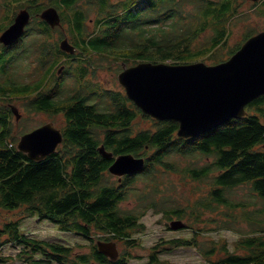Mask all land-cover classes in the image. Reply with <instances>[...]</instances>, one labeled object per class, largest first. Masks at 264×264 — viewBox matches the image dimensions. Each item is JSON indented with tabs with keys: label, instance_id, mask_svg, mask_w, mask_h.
<instances>
[{
	"label": "trees",
	"instance_id": "trees-1",
	"mask_svg": "<svg viewBox=\"0 0 264 264\" xmlns=\"http://www.w3.org/2000/svg\"><path fill=\"white\" fill-rule=\"evenodd\" d=\"M17 3L33 13L48 3L55 5L82 55L106 56L111 62L133 64L212 58L226 44L239 5L238 0H93L89 5L81 0H16ZM11 12L7 14L10 21L0 23V34L13 21L16 13ZM92 13L95 25L89 31L87 21ZM40 25L34 44L44 36L52 39L53 46L44 45L41 52L42 62H50V68L38 81L28 82L22 94L7 95V89L0 85V99L26 98L36 112H62L66 119L61 128L64 141L45 159H31L12 141L11 108L0 106V209L19 212V216L14 213L13 218L0 222V262L8 259L1 253L2 248L18 243L36 264H127L132 250L141 245L134 234L145 227L142 216L156 209L168 219L186 218L188 223L180 229L188 227L193 233L190 237L160 240L152 247L147 264H181L160 258L164 250L179 247L200 248L209 264H264V94L246 106L245 116L232 118L195 137L179 136V123L172 119H156L154 128L135 131L133 125L139 115L151 117L122 91L95 83L93 86L100 90L88 92L84 81L89 68L83 58L79 68L84 76L76 82H81L85 94L81 88L69 95L61 94L62 84L57 79L48 88L69 54L60 48L53 29L46 23ZM207 28L214 30L211 46L194 50L198 37ZM253 33L246 34L245 39ZM25 40L5 46L11 57L0 64V77L10 71L12 58L19 55L16 51ZM237 48H232L231 54ZM67 72L66 69L64 73ZM101 144L115 156L144 155L146 165L114 179L109 171L113 158L99 152ZM160 165L179 170L192 180H207L211 187L205 192L202 188L200 196L187 205L172 197L171 191L178 190L176 186L159 183L141 187L138 180L148 183L149 178L157 177L156 167ZM242 185H249L259 195L261 205L232 199L230 191ZM131 196L136 202L128 207L126 201ZM250 205L259 207L253 209ZM219 207L223 209L217 219L220 226L240 235L235 250L228 247L226 239L215 241L202 236L208 228L200 225L205 221L203 211ZM30 216L83 235L91 241V250L74 253L72 246L25 234L21 222ZM97 239L120 241L125 244L124 250L117 259H111L99 251ZM36 254L42 257L35 258Z\"/></svg>",
	"mask_w": 264,
	"mask_h": 264
},
{
	"label": "rangeland",
	"instance_id": "rangeland-1",
	"mask_svg": "<svg viewBox=\"0 0 264 264\" xmlns=\"http://www.w3.org/2000/svg\"><path fill=\"white\" fill-rule=\"evenodd\" d=\"M81 1H83V4L89 5V3H91L93 0ZM262 2L263 0H259L257 2L252 0H238V15H236V17H234L230 23V35L226 41V44L219 47L212 58H205L201 60L205 61L207 64H213L217 60H226L230 57V50L232 48L244 43L246 34L250 32L257 33L261 30H264V5ZM18 5L19 3L16 4V0H0V23L10 21V18L7 17V14H12L11 10L16 13L19 11V9L24 8V6ZM50 5L51 4L48 3L46 7ZM6 7H9V11ZM94 17L95 14L92 13L89 20L87 21V29L89 31L94 29ZM39 20H41L39 17L35 18V20L28 26L30 31L28 35L24 37V39H26L25 44L16 51L17 53L20 52L19 55L15 56V58L13 56L12 67L9 68L10 71L0 77V85L7 89V95L14 92H18L19 94H22L23 91L26 92L28 82L38 81L51 66L50 62H42L43 58L41 57V52L44 45H47L48 47L53 46L52 39L47 40L46 36H44L40 38L36 44H34V37L37 34L36 30L40 26L38 23ZM66 27V24H64V29L61 27H56L54 29L52 28L55 32L54 37H56L58 43L66 35H68L70 41L74 43ZM213 35V28H207L201 34V36L198 37L194 50L211 46V38ZM10 57V52L7 51L6 47L0 43V64H4V60L9 59ZM104 57L101 58L100 56L93 55L89 57L82 55L81 52L77 55L71 56L70 64L68 66L66 65L65 67L67 68L69 74H64L63 72L57 74V77L64 74L63 76L65 83L60 93L69 95L80 88L84 91H82L84 94L86 93V90L89 92L90 89H92L91 92L94 90L98 91L100 88L93 85L94 83H99L104 86V88L116 89L117 91L124 92L126 95L125 88L121 85L118 79V74L125 67H129L134 64L123 61L117 63L111 62ZM80 58L86 60L84 64L89 68V72L85 74L86 77L84 81L86 90L80 86L81 82H76L81 80V78L84 76L83 69L81 70L79 68L81 65L79 63ZM63 64L65 65V62H63ZM2 70L3 68L1 67L0 72ZM14 79L17 80L16 83L13 82ZM50 87L51 81L48 85V88ZM7 99L8 97L6 96H4L3 99H0V104H5L0 106L10 107L11 105H15L18 107L20 112V118L17 119L13 112L10 118V125L13 135L12 141H15L17 145L23 134L45 123L53 122L54 125L60 129L65 126L66 119L62 112L55 114H49L47 112L40 111L36 112L30 108V100L26 98H13L11 100ZM107 106L109 107V104H107ZM155 120L156 119L145 118L142 115H139L134 122V130L138 131L141 129L154 128ZM174 158L175 157H173L172 160H174ZM157 170V177L149 178L148 183L144 182L142 179H139V185L142 187L145 186V184L148 186H153L159 183H164L167 185L169 184L171 186H176V189L178 190H172L171 195L180 204L187 205L192 203L194 199L200 196L198 193L202 188H205L203 191L205 192L209 187H211V183L209 181L192 180L187 175H183L179 170H168L161 165L156 167V171ZM113 178L117 179L118 177L113 175ZM230 196L234 201L246 199L247 201H256V204L258 205H261L260 203L262 202V199L259 197V195L253 192L249 185H242L237 187L235 190L230 191ZM135 202L136 198L131 196L126 201V205L131 207ZM255 207L259 206L250 205V208L255 209ZM12 212L13 213H9L4 209H0V222L2 223L5 220L13 218L14 213L19 216L18 211ZM222 213L223 209L220 207L214 211L208 209L203 211V217L205 218V221H202L200 225L201 227L208 228L206 231H204L202 236L215 241L226 239L228 247L231 250H235V241L240 238V235L236 231L222 228L220 226L221 223L218 222L217 219L218 217L222 216ZM176 220H182L184 223H188L186 218L181 219L174 217L172 219H168L164 212H157L156 209H150L144 216H142L141 222L145 224V227L141 231H136L134 234L136 237L140 238L141 245L132 250V256L127 257V264H147L152 247L162 239H169L179 236L190 237L193 233L190 228L186 227L185 229H180L179 227H172V222ZM21 230L31 237L48 239L72 246L74 248V253L91 250L89 247V243H91V241L83 235L75 231H64L60 229L58 224L46 219H40L39 216L24 217L21 222ZM116 242L119 249V257L124 250L125 244L120 241ZM1 253L8 259L4 262H0V264H36L31 258L27 256L24 248L18 243L6 244L2 248ZM40 257H42L41 254H36L35 256V258ZM160 258L181 264H209L198 247H179L174 248L171 251L164 250L160 253ZM52 264L60 263L53 262Z\"/></svg>",
	"mask_w": 264,
	"mask_h": 264
},
{
	"label": "water",
	"instance_id": "water-1",
	"mask_svg": "<svg viewBox=\"0 0 264 264\" xmlns=\"http://www.w3.org/2000/svg\"><path fill=\"white\" fill-rule=\"evenodd\" d=\"M40 16L52 26L61 24L60 13L54 6L45 8ZM30 20V11L20 10L0 35V42L5 45L16 42L24 35ZM61 48L74 51L67 37L62 40ZM119 81L127 96L143 112L159 120H175L179 123V136L195 137L232 118L245 116L246 106L264 94V30L250 36L225 61L215 64L141 61L125 67L119 73ZM11 108L17 119L20 118L18 107L11 105ZM63 141L61 129L48 122L23 134L18 149L31 159L42 160L55 153ZM98 149L104 157L114 158L113 152L104 145ZM144 164V157L120 154L109 170L121 179L142 169ZM182 226L181 220L172 222L173 228ZM97 245L111 259L118 257L116 241L98 240Z\"/></svg>",
	"mask_w": 264,
	"mask_h": 264
},
{
	"label": "flooded vegetation",
	"instance_id": "flooded-vegetation-1",
	"mask_svg": "<svg viewBox=\"0 0 264 264\" xmlns=\"http://www.w3.org/2000/svg\"><path fill=\"white\" fill-rule=\"evenodd\" d=\"M69 61H70V58H69ZM61 66H62V65H61ZM63 66H64V65H63ZM64 68H65V66H64ZM64 68H63V69H64ZM58 73H61V72H59V69H58ZM59 81H61V84H62V85L65 83L62 77H59V79L57 80V82H59Z\"/></svg>",
	"mask_w": 264,
	"mask_h": 264
}]
</instances>
